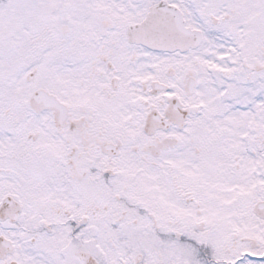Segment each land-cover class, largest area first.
<instances>
[{"label":"snow or ice","instance_id":"obj_1","mask_svg":"<svg viewBox=\"0 0 264 264\" xmlns=\"http://www.w3.org/2000/svg\"><path fill=\"white\" fill-rule=\"evenodd\" d=\"M0 264H264V0H0Z\"/></svg>","mask_w":264,"mask_h":264}]
</instances>
